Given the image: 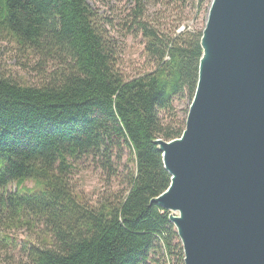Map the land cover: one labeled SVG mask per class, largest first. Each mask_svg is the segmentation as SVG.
<instances>
[{"label":"trees","instance_id":"obj_1","mask_svg":"<svg viewBox=\"0 0 264 264\" xmlns=\"http://www.w3.org/2000/svg\"><path fill=\"white\" fill-rule=\"evenodd\" d=\"M130 1V28L153 64L135 76L119 70L86 0H0V37L42 69L38 84L0 71V264H183L169 211L150 203L170 184L153 140L184 129L187 112L177 117L173 99L192 100L203 28L167 27L145 17L146 0ZM123 147L134 164L125 192L94 201L74 190V163L90 157L110 175ZM21 228L31 240L11 235ZM18 245L23 256L9 251Z\"/></svg>","mask_w":264,"mask_h":264},{"label":"water","instance_id":"obj_2","mask_svg":"<svg viewBox=\"0 0 264 264\" xmlns=\"http://www.w3.org/2000/svg\"><path fill=\"white\" fill-rule=\"evenodd\" d=\"M181 135L153 140L183 264H264V0H212ZM176 212L177 215H174Z\"/></svg>","mask_w":264,"mask_h":264},{"label":"rangeland","instance_id":"obj_3","mask_svg":"<svg viewBox=\"0 0 264 264\" xmlns=\"http://www.w3.org/2000/svg\"><path fill=\"white\" fill-rule=\"evenodd\" d=\"M212 0H188L183 7L179 4L161 3L159 0H146L145 17L150 20H157L167 27L174 26L177 21L183 24L189 22L190 30H200L203 28L209 6ZM91 8L103 19V24L108 31L116 53L117 64L120 71L125 76H135L144 71L150 70L153 64L149 62L144 52V38L140 32H134L130 28L131 11L133 2L130 0H86ZM14 40L7 34L0 37V71L10 74L21 83L38 84L41 81L40 64L36 58L22 54L15 47ZM40 70V71H39ZM174 112L177 117H182L188 110L189 99L186 95H180L173 99ZM159 117L162 122L168 120L167 112H160ZM124 155L121 161L113 162L114 171L110 175L108 170L99 167L96 160L90 157H83L74 163L71 168L70 182L76 192H81L85 198L96 201L106 198L112 194L123 193L127 189L125 175L127 168L133 169L134 164L129 149L123 147ZM28 186L31 182L26 183ZM14 185H9L8 189H13ZM177 215L176 212H173ZM19 241L30 239L29 231L24 229L11 233ZM5 250L0 252V262L5 259ZM22 247L18 245L15 249H10L16 256H23L20 253ZM1 251V250H0Z\"/></svg>","mask_w":264,"mask_h":264}]
</instances>
